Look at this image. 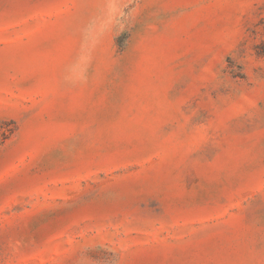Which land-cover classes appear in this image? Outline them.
Returning <instances> with one entry per match:
<instances>
[{"label":"rangeland","instance_id":"1","mask_svg":"<svg viewBox=\"0 0 264 264\" xmlns=\"http://www.w3.org/2000/svg\"><path fill=\"white\" fill-rule=\"evenodd\" d=\"M0 264H264V0H0Z\"/></svg>","mask_w":264,"mask_h":264}]
</instances>
